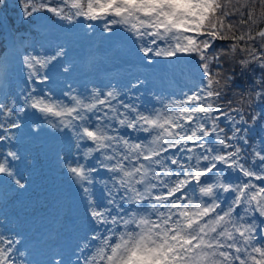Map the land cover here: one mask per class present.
Returning <instances> with one entry per match:
<instances>
[{"label":"snow or ice","instance_id":"snow-or-ice-1","mask_svg":"<svg viewBox=\"0 0 264 264\" xmlns=\"http://www.w3.org/2000/svg\"><path fill=\"white\" fill-rule=\"evenodd\" d=\"M256 2L18 0L21 24L45 13L69 22L83 17L103 22L109 33L122 27L146 56L197 65L186 92L157 95L148 104L124 101L115 89L64 93L67 100L50 89H29L23 106L16 96L0 95L6 118L0 141L19 129L13 116L35 109L57 118L48 121L52 127L72 132L77 155L65 158L66 168L85 193L96 182L93 160L109 173L104 201L89 200L96 227L80 249L83 264H264V219L258 227L255 215L264 218V139L251 145L249 160L248 133L258 117L249 124L242 109L226 112L221 103L235 76L224 71L226 63L249 76L248 91L264 100V27L254 30L264 23V0H258V14ZM6 9L4 0L0 10ZM8 26L9 17L0 15V30ZM217 41L230 43L217 48ZM64 55L62 48L48 56L26 52L28 81H49L41 70ZM6 155L20 158L13 151ZM0 173L16 176L6 163ZM21 179L15 184L23 190ZM17 243L0 235V264H17Z\"/></svg>","mask_w":264,"mask_h":264},{"label":"rangeland","instance_id":"rangeland-1","mask_svg":"<svg viewBox=\"0 0 264 264\" xmlns=\"http://www.w3.org/2000/svg\"><path fill=\"white\" fill-rule=\"evenodd\" d=\"M90 24L93 26H89ZM82 31L87 37L86 41L89 45L90 52V61L86 68V71L90 74L88 79L76 80V77L80 74V72H83L81 69H78L79 66L76 64L75 54L77 49L82 46V41L79 40L78 37H70L67 35L65 39H63V42L59 43L58 45H53L48 35L44 42H41L40 39H38L37 45L35 44V41L28 37L27 48H24V52L20 53V56L17 55L18 58L16 62H14L13 58L11 57V59L7 60V62L2 66L0 61V78L2 79L0 82V95H6L8 99H11L12 96L16 95L19 98L21 95L22 101H20L21 105L23 106L22 102L24 96L27 95L29 89H36L38 92L47 91L50 89L51 92L55 94V98L62 100H67V97L64 96V93L78 95L90 94L93 89L103 92H107L109 89H115L124 101H128L131 97L137 104L141 102L148 104L150 101L154 100L155 96L157 95H166L178 92L171 87H167V77L163 63L167 62L168 58L156 57L154 54L146 56L139 50L140 45L135 42L134 37H132L131 34L123 28L120 32H118V35L122 36L119 37V40L115 39L117 34L116 26H113V31L109 33L104 30L103 22L86 20L85 29ZM109 45L112 46V49L110 50L108 47ZM61 48L64 50L65 55L58 57L57 60L53 61L46 70H41L42 72L46 71L50 79H55V81L53 80L54 85L49 86L46 82L40 84L31 82L30 86L27 85L28 74L22 62L23 55L26 54V52H32L33 54H42L48 56L53 55ZM121 61L126 62L124 67L125 71L123 73L118 72V74L112 73L111 76L115 80L110 79V77L104 76L103 74L100 75V73H102V68H111L113 64ZM18 62L20 70L15 68ZM5 64L7 66L6 68L9 69L7 72ZM143 65L146 66V68H143ZM66 66L70 69L68 72L63 71V68ZM193 68L197 72V68ZM159 69H161V71ZM11 71L16 72L20 76L19 84L12 85L10 83L9 76L11 75ZM133 85H136V87L133 88ZM27 111L32 112L31 114L33 115L32 119L28 120L29 125L39 130L41 128H46L56 137V141L52 150V160L53 166L55 168L53 183H56L55 186L57 187L56 197L60 201L58 205L62 206L63 204L66 206L69 200L67 192L71 188L72 184L76 181L74 177L67 171L65 158L71 159L77 155V142L71 131L67 129L61 130L59 127L54 128L49 124V120L55 122L57 118H45L44 114L37 112L35 109L24 108L23 112ZM37 115L43 116V120L41 122L36 121ZM13 117L12 119L14 120ZM5 119L6 118L0 114V122H4ZM4 127L7 128L8 125L5 123ZM3 134V132H0V135ZM7 135L9 138L0 141V163L9 164L6 154L8 151H13L12 149H15L12 141L11 129L8 131ZM65 135H69L71 137V145H66L62 142V139ZM256 146L259 147V144L257 143ZM45 153L47 154V150ZM96 157L100 158L98 154ZM90 166H96L98 168V165L95 164L94 160L91 162ZM10 170H13L11 165ZM2 174L4 173H0V176ZM108 176L109 173L107 171L104 172L98 170L97 174L95 175L96 182L88 185L89 191L85 193L81 189V204H79L80 211L89 213V200H94L101 203L104 201L107 192L105 185H108V187L112 186ZM1 195L2 191L0 187V196ZM3 218L4 211L2 209V203L0 202V235H3L5 239H8V232L4 231L2 227ZM88 223L89 222L84 221L79 225L80 231L82 230L81 232H84L81 235V240L78 242L81 248L86 242H88L89 238L93 234L92 230L95 228L93 224ZM57 232L58 231L55 233ZM20 253H23V255L26 253L25 256L28 259V251H21L18 253L16 250L12 256L15 257L16 255L18 257V254ZM89 254H91V250ZM27 261L29 264L31 263L29 259ZM27 261H25V264H28Z\"/></svg>","mask_w":264,"mask_h":264},{"label":"trees","instance_id":"trees-1","mask_svg":"<svg viewBox=\"0 0 264 264\" xmlns=\"http://www.w3.org/2000/svg\"><path fill=\"white\" fill-rule=\"evenodd\" d=\"M7 2V9L6 10H0V12L3 15H6L9 17V26L12 31V33L17 37H29L31 40L35 41L37 38L36 31H34L32 27V23L35 24L38 20L41 19H48V20H55L56 17L53 16L51 13H45L41 15H34L32 21H24L23 24H21V20L18 16V0H6ZM4 0H0V4H3ZM249 7H253L252 4H249ZM22 10V9H21ZM255 10L257 14L260 12V5L257 0L255 4ZM247 17L245 16V19ZM237 17V21H238ZM60 20V22L64 23L63 28H65V24L67 23V20ZM14 21V27L12 26V23ZM259 27H264V23H261L257 26L256 29L258 30ZM59 33H64L62 28L58 29ZM3 29L0 30V60L3 57V55L6 53V49L4 48L3 43ZM230 41H217L216 47L220 48L221 46H226ZM36 46V45H35ZM224 71L228 74H231L232 72L235 73L233 81L229 82V87L225 89V96L221 103L224 106V111H228L229 108H240L243 110V114L245 115V119L249 122V124L252 123L251 117L252 115H257L258 119L255 125L252 127V130L248 133L249 138V145L246 148V152L248 156H251L252 153V147L251 145L260 143L259 136H260V130L262 126L263 117H261L259 114L264 110V100L258 98L255 96L254 93L248 91V86L250 83V77L247 75H241L240 70L238 67L233 68L230 63H226L224 65ZM229 101H231V105H229ZM238 119V117H237ZM224 125L221 124V127Z\"/></svg>","mask_w":264,"mask_h":264},{"label":"bare ground","instance_id":"bare-ground-1","mask_svg":"<svg viewBox=\"0 0 264 264\" xmlns=\"http://www.w3.org/2000/svg\"><path fill=\"white\" fill-rule=\"evenodd\" d=\"M74 191H76L77 192V188H74ZM80 207V206H79ZM80 209V208H79ZM82 209V208H81ZM86 213V212H85ZM81 228H82V226H81ZM83 229V228H82ZM82 231V230H81ZM62 233V231H58L57 233H55L54 232V235H57V234H61ZM82 233H84V232H82ZM88 239V238H87ZM25 252V251H24ZM26 254V253H25Z\"/></svg>","mask_w":264,"mask_h":264}]
</instances>
